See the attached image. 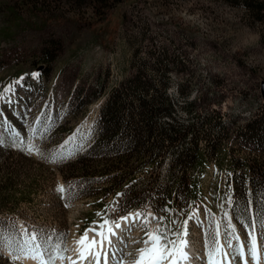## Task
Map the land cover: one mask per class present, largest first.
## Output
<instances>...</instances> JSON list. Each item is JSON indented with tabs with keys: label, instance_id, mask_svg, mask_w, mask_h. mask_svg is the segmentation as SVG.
<instances>
[{
	"label": "rangeland",
	"instance_id": "rangeland-1",
	"mask_svg": "<svg viewBox=\"0 0 264 264\" xmlns=\"http://www.w3.org/2000/svg\"><path fill=\"white\" fill-rule=\"evenodd\" d=\"M251 1L263 10H248L242 0H122L96 20L89 0H0V183L12 174L17 185L15 193L0 194V264H13L5 237L19 239L27 229L55 243L63 234L68 257L86 229L129 212L163 217L161 224L174 232L187 220L186 240L206 264L205 244L217 223L221 245L232 254L243 243L249 264L254 233L264 264V196L256 199L249 188L243 196L235 184L239 174L246 182L264 175L247 167L264 164V150L241 134L264 113V0ZM49 50L53 58L45 62ZM141 63L154 83L166 82L174 104L157 127L185 136L164 142L160 161L137 173L132 191L141 197L145 189V196L118 215L131 193H109L104 200L100 189L107 181H65L61 168L92 139L104 97L89 92L117 87ZM29 140L38 152L28 151ZM195 142L202 163L178 162ZM183 175L189 185L181 184ZM229 221L239 236L232 248ZM127 228L126 239L119 236L124 243H116L125 245L123 264H132L146 232L140 218ZM120 253L111 254L114 264ZM230 258L244 264L239 256ZM85 262L95 264L88 257Z\"/></svg>",
	"mask_w": 264,
	"mask_h": 264
},
{
	"label": "trees",
	"instance_id": "trees-1",
	"mask_svg": "<svg viewBox=\"0 0 264 264\" xmlns=\"http://www.w3.org/2000/svg\"><path fill=\"white\" fill-rule=\"evenodd\" d=\"M89 1L96 5L94 17L98 20L104 16L106 9L122 0ZM252 3H256V6H253ZM242 4L248 10L252 9L258 13L263 10L261 2L242 0ZM43 58L45 62H50L53 58L52 51H44ZM146 68L144 63L139 64L136 67L135 75L126 78L117 87L107 92L104 88L98 92H89L98 93L104 97V100L99 104L94 120L92 139L82 151L68 157L67 161H69L64 165L65 169L61 168L62 178L65 181L74 180L75 183L78 178L107 181L104 183L106 186H102L100 189L101 193L105 195L104 200L107 199L109 193H131L130 198L119 204L121 209L118 210V215L124 214L128 209L137 205L145 196V189L141 191V197L132 191L133 179L137 173L145 165L160 161V157L165 152L164 142L172 144L185 136V132L172 128H169V132H167L157 127V119L163 115H171L174 104L167 94L166 82L154 83L150 77L145 75ZM241 134L245 140L257 142L264 150V113L248 122L243 127ZM199 152L200 148L195 142L177 160L185 164L200 165L202 160ZM247 167L249 170H260L261 172L264 170L263 163L255 167L250 164ZM14 178L16 175L14 177L9 174L0 183V194L15 193L17 185ZM180 180L182 185H189L184 175ZM248 181L246 182L245 174L235 176V184L240 194L244 196V190L249 188L253 190L256 199L259 196H264V175L253 176ZM29 194L30 191L27 192V195ZM242 199L245 201V198ZM94 215L93 212L86 218L83 229L91 223Z\"/></svg>",
	"mask_w": 264,
	"mask_h": 264
},
{
	"label": "snow or ice",
	"instance_id": "snow-or-ice-1",
	"mask_svg": "<svg viewBox=\"0 0 264 264\" xmlns=\"http://www.w3.org/2000/svg\"><path fill=\"white\" fill-rule=\"evenodd\" d=\"M16 135L19 136V133H16ZM27 149L29 152H32L34 149L37 152L39 151L32 144L31 140L28 141ZM57 191L63 193L65 188L58 186ZM97 215L100 214L97 213ZM151 215V213L135 212L120 217L121 222H127L130 219L134 222L137 218H140L145 228L146 238L142 241L145 246L138 249V257L132 261V264H186L189 260V255L186 251L188 246L186 240L188 234L187 220L184 221V227L181 231L174 232L161 224L163 217L152 216V219L157 220L158 225H160L153 231L148 230L147 217ZM225 219H227V213H225ZM121 222L104 218L97 227L86 229L84 234L76 241V244L79 246V258L83 260L91 255L95 264H100L101 257H103L104 264H108L109 253H112L115 258L116 253L121 252V259L116 260L115 264H123L122 250L116 248L113 244V237L120 243H124L116 232L117 229H121ZM173 223L175 224L176 222L173 221ZM227 227L233 229L227 237V246L228 248H232V241H239V236L235 234L230 221ZM89 231L95 233V236L91 240L88 238ZM95 237H99V239L97 240ZM249 237L250 240L247 245L248 256H250L253 264H260L256 236L254 233H249ZM219 238L220 225L217 223L212 239L205 244L207 264H225V261L231 264L230 256H239L243 259L244 264H248V260L245 259L244 244L238 243L233 249V253L230 254L225 251ZM4 239L11 251L13 264H15V261L25 258L34 260L37 264H55L56 259L63 260L66 258L63 253L67 249L62 248L63 234L58 237L55 243L52 242L50 236L43 237L35 231L29 233L27 229L23 230L19 239L11 237H5ZM105 244L108 246L107 249L104 247ZM67 259L71 260L70 257ZM71 264H76V261L73 260Z\"/></svg>",
	"mask_w": 264,
	"mask_h": 264
},
{
	"label": "bare ground",
	"instance_id": "bare-ground-1",
	"mask_svg": "<svg viewBox=\"0 0 264 264\" xmlns=\"http://www.w3.org/2000/svg\"><path fill=\"white\" fill-rule=\"evenodd\" d=\"M130 213H134V212H129V213H127V214H125V215H128V214H130ZM152 214V213H151ZM125 215H123V216H125ZM122 217V216H121ZM149 218H150V225H151V230H156V224L153 222V220H152V215L151 216H149ZM139 219V218H138ZM137 220V219H136ZM135 220V221H136ZM134 221V222H135ZM117 222H121L120 221V218L117 220ZM133 223V221L130 219L129 221H127V222H121V229H117L116 230V232H117V235L118 236H121L122 235V233H123V231L127 228V226H130L131 224ZM128 229V228H127ZM95 236V234H93V233H91V232H88V238H89V240H91L93 237ZM122 237V236H121ZM97 240L99 239V237H95ZM122 239H126V237H122ZM187 242H188V246H187V248H186V251H187V253H188V255H189V260L186 262V264H195V260H194V256H193V246H192V244L189 242V240H187ZM113 244L115 245L116 244V238L115 237H113ZM243 244V243H242ZM124 246L125 245H123V248H124ZM104 247H105V249H107V244H105L104 245ZM257 247H258V252H259V254H260V264H263V257H262V255H261V251H260V245L257 243ZM123 248H121V249H123ZM130 248V247H129ZM224 249H225V251H227L226 250V248L224 247ZM126 250H127V248H126ZM124 251H125V249H124ZM127 252V251H126ZM133 252V251H132ZM121 254V253H120ZM79 246L75 243L74 244V247H73V249L70 251V254L68 255V257H70L71 258V260H69V259H67L68 257H66L65 259H63V260H61V259H59L58 258V262H57V264H65V262H67L68 264H71V262L74 260V261H76V264H86V262H85V260L86 259H83V260H81L80 258H79ZM76 256H78V258L76 257ZM117 257H119V256H117ZM88 258H91L92 259V261L93 262H95L94 260H93V258H92V256L91 255H89L88 256ZM245 259H247L248 260V257H247V254H246V250H245ZM230 260H231V258H230ZM244 262V261H243ZM25 263L26 264H37V262L36 261H34V260H31V259H27V258H25ZM100 264H104V261H103V257H101V262H100ZM108 264H114V261H113V259H112V255L109 253V255H108ZM225 264H228V262L227 261H225ZM231 264H232V261H231ZM248 264H249V262H248Z\"/></svg>",
	"mask_w": 264,
	"mask_h": 264
}]
</instances>
